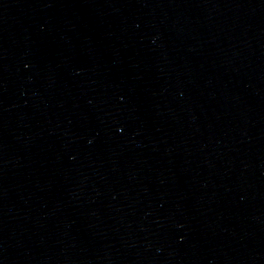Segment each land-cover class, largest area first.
Returning <instances> with one entry per match:
<instances>
[{
	"label": "water",
	"instance_id": "1",
	"mask_svg": "<svg viewBox=\"0 0 264 264\" xmlns=\"http://www.w3.org/2000/svg\"><path fill=\"white\" fill-rule=\"evenodd\" d=\"M0 264H264V0H0Z\"/></svg>",
	"mask_w": 264,
	"mask_h": 264
}]
</instances>
